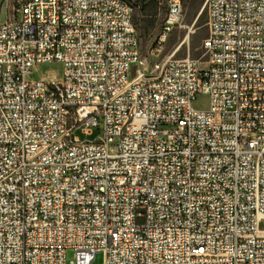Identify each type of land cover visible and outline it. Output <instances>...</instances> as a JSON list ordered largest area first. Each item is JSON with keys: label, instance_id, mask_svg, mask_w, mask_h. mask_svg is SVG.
Wrapping results in <instances>:
<instances>
[{"label": "built area", "instance_id": "obj_1", "mask_svg": "<svg viewBox=\"0 0 264 264\" xmlns=\"http://www.w3.org/2000/svg\"><path fill=\"white\" fill-rule=\"evenodd\" d=\"M166 3L143 49L128 0H0V264H264V0H205L202 61Z\"/></svg>", "mask_w": 264, "mask_h": 264}, {"label": "rangeland", "instance_id": "obj_2", "mask_svg": "<svg viewBox=\"0 0 264 264\" xmlns=\"http://www.w3.org/2000/svg\"><path fill=\"white\" fill-rule=\"evenodd\" d=\"M12 1L13 0H5L6 4H10ZM129 1L133 6V20L135 24V22L139 19V16L142 14L140 10V1ZM182 2L185 8V27H177L169 35L166 42L165 53L168 54L175 51V58H183L189 56L191 58L199 59L202 61L206 58L204 49L202 47V42L208 34V28L205 25V21L207 18V10L203 8L205 0H182ZM200 11L204 12L201 24L197 20V16ZM166 12L167 3L165 2V0H158L156 11L153 13L151 18H145L146 21L145 23H143L141 30L135 25L137 33L141 39L143 49L147 48V46L154 41L161 28ZM201 66H205V64H201ZM49 67H53L50 68V70H54L53 72L57 71V67H59L60 71L62 70L61 66L57 63H52L50 65L43 66V69L46 70ZM208 105L209 101L206 92H203L202 94L198 95L196 100L194 101V106L197 109H206ZM75 134L78 135L81 139H94L96 137L102 136L103 131L95 129L94 134L87 136L84 135L80 130H76ZM73 254V249L67 250L68 261L72 259ZM102 260L103 253H97L96 263H101Z\"/></svg>", "mask_w": 264, "mask_h": 264}, {"label": "trees", "instance_id": "obj_3", "mask_svg": "<svg viewBox=\"0 0 264 264\" xmlns=\"http://www.w3.org/2000/svg\"><path fill=\"white\" fill-rule=\"evenodd\" d=\"M129 1V0H128ZM140 1V10L142 14L139 16V19L135 22V25L137 28L141 30L143 23H145V18H151L153 13L157 9L158 0H139ZM167 0H165L166 2ZM130 2V1H129ZM203 14L204 12H201V14L198 16V21L201 24L203 20ZM198 24V25H200ZM147 27V26H146Z\"/></svg>", "mask_w": 264, "mask_h": 264}, {"label": "bare ground", "instance_id": "obj_4", "mask_svg": "<svg viewBox=\"0 0 264 264\" xmlns=\"http://www.w3.org/2000/svg\"><path fill=\"white\" fill-rule=\"evenodd\" d=\"M50 64H52V63H50ZM50 64L41 65V69L44 72H53L54 70H50V68H53V67H49L46 70L43 69V66L50 65ZM58 71H60L59 67H57L56 72H58ZM218 133H229V126H218Z\"/></svg>", "mask_w": 264, "mask_h": 264}, {"label": "water", "instance_id": "obj_5", "mask_svg": "<svg viewBox=\"0 0 264 264\" xmlns=\"http://www.w3.org/2000/svg\"><path fill=\"white\" fill-rule=\"evenodd\" d=\"M201 12H202V11H200V13L198 14V16L201 14ZM198 16H197V18H198Z\"/></svg>", "mask_w": 264, "mask_h": 264}]
</instances>
